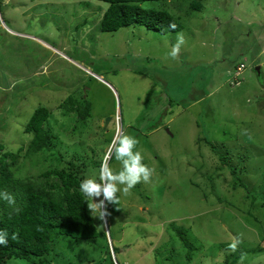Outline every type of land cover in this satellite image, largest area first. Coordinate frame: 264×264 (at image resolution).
Masks as SVG:
<instances>
[{"label": "rangeland", "instance_id": "1", "mask_svg": "<svg viewBox=\"0 0 264 264\" xmlns=\"http://www.w3.org/2000/svg\"><path fill=\"white\" fill-rule=\"evenodd\" d=\"M142 6L170 11L184 29L161 34L133 24L103 32V1L0 0L5 151L30 143L25 125L38 107L54 109L49 123L57 147L20 160L16 176L36 177L56 167L58 150L87 161L85 177L98 180L96 162L101 164L119 115L124 135L139 141L134 150L153 169L149 182L117 193L116 212L109 208L102 224L93 217L99 236L61 242L44 258L100 263L110 242L120 264H225L240 249L249 252L237 264H264V0ZM176 33L185 43L173 59L168 53ZM240 64L245 68L235 78ZM80 100L91 103L85 124L60 108ZM108 168L120 170L115 155ZM174 224L194 244L192 259ZM234 239L235 251L229 248ZM7 264L32 263L13 258Z\"/></svg>", "mask_w": 264, "mask_h": 264}, {"label": "trees", "instance_id": "2", "mask_svg": "<svg viewBox=\"0 0 264 264\" xmlns=\"http://www.w3.org/2000/svg\"><path fill=\"white\" fill-rule=\"evenodd\" d=\"M99 1L108 3L99 24L103 32L118 31L133 24L145 26L148 30L159 31L161 34L184 29L180 19L170 11L147 9L142 6L143 2L157 0ZM193 7L197 9L198 5L194 3ZM171 24L177 27L173 30L169 27ZM67 105L71 107H60L64 114L75 113L78 116L77 120L83 124L88 121L91 111L89 101L68 102ZM53 113V108L38 107L30 116L25 125V133L31 138L27 146L10 152L5 151L4 146L0 144V192H8L16 201L14 205H9L7 201L0 199V230L8 233L7 246H0V264H7V261L13 258L25 259L32 264H56L55 257L49 259L44 257L51 251L52 253L56 251L61 242L65 246L71 239H94L101 234L79 189L91 166L87 161H79L76 157L67 158L57 150L55 154L53 153L57 159L56 167L43 171L36 177L22 178L16 176L14 172V167L20 160L36 157L34 155L52 151L57 147L51 122L49 123L54 116ZM111 137L112 133L107 140L108 143ZM220 158L224 163H228L223 159L225 157ZM97 162L96 165L101 167ZM229 166L233 175H236V169L230 164ZM262 205L264 207V202ZM115 207L106 202L107 212L109 208L113 211ZM99 223L103 222L100 220ZM172 228L186 246L187 258L192 259L193 250L196 248L188 238L187 232L177 228L175 224ZM105 249L103 262L98 264H115L109 246H105ZM261 250L259 247L250 252ZM114 252L116 253L115 248ZM246 252L249 251L240 249L227 255L225 264H237ZM37 258L39 260L34 263Z\"/></svg>", "mask_w": 264, "mask_h": 264}, {"label": "clouds", "instance_id": "3", "mask_svg": "<svg viewBox=\"0 0 264 264\" xmlns=\"http://www.w3.org/2000/svg\"><path fill=\"white\" fill-rule=\"evenodd\" d=\"M169 27L174 30L177 26L171 24ZM184 43L185 40L183 34L176 33V42L171 47L168 55L171 58L176 59L179 56L181 46ZM238 70H240V67ZM100 81L105 82L103 78ZM120 121L117 124L118 126L114 132V136L108 145V148H106L104 157L101 161L98 180L86 178L82 180L79 185L80 192L86 199L91 216L99 218L102 222L107 219V215L109 214L107 212L106 202L113 205L118 204L120 199L117 195L118 192L123 194L129 193L137 183L141 181L146 183L149 182L153 174V169L143 163L141 152L139 150H134L139 141L135 137L124 135ZM113 155H115L116 161L121 165L120 170L117 172L108 168ZM101 195H103V200L97 203L95 198L100 197ZM0 199L7 201L9 205H14L16 202L14 196L6 191L0 192ZM14 238L15 237L13 236V239ZM7 244L8 233L4 230H0V246H7ZM109 244L114 263L119 264L116 258V253L114 252V245L110 242ZM237 245L238 241L234 239L229 245V248L235 251ZM84 264H98V262L94 261L91 257L89 260L86 259Z\"/></svg>", "mask_w": 264, "mask_h": 264}, {"label": "crops", "instance_id": "4", "mask_svg": "<svg viewBox=\"0 0 264 264\" xmlns=\"http://www.w3.org/2000/svg\"><path fill=\"white\" fill-rule=\"evenodd\" d=\"M205 29V28H204ZM14 33V32H13ZM263 51V50H262ZM195 61H196V59H195ZM197 62V61H196ZM238 68H239V66H238ZM245 68V66L244 67H242L241 68V64H240V70L239 71H241V70H243ZM235 72V71H234ZM242 72V71H241ZM240 74L241 73H238V69L236 68V72L234 73V77L235 78H238V77H240ZM97 81H100L99 79H96ZM105 81V80H104ZM100 82H103V81H100ZM104 84H106L109 88H111V90L113 91V88L111 87V85L110 84H108L106 81L105 82H103ZM110 85V86H109ZM114 92V91H113ZM87 97H88V94L86 95Z\"/></svg>", "mask_w": 264, "mask_h": 264}, {"label": "built area", "instance_id": "5", "mask_svg": "<svg viewBox=\"0 0 264 264\" xmlns=\"http://www.w3.org/2000/svg\"><path fill=\"white\" fill-rule=\"evenodd\" d=\"M241 67H243V65H242ZM94 76H95L96 78H98L99 80H102V78L99 77L98 75H95V74H94ZM120 120H121V119H120V117L118 116V121H117V122H119Z\"/></svg>", "mask_w": 264, "mask_h": 264}, {"label": "water", "instance_id": "6", "mask_svg": "<svg viewBox=\"0 0 264 264\" xmlns=\"http://www.w3.org/2000/svg\"><path fill=\"white\" fill-rule=\"evenodd\" d=\"M260 69V67H257V70H259Z\"/></svg>", "mask_w": 264, "mask_h": 264}]
</instances>
